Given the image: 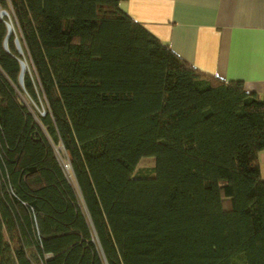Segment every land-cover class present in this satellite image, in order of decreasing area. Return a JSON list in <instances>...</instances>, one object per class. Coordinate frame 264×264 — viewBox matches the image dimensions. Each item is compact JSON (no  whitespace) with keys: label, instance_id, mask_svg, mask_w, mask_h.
I'll return each instance as SVG.
<instances>
[{"label":"trees","instance_id":"16d2710c","mask_svg":"<svg viewBox=\"0 0 264 264\" xmlns=\"http://www.w3.org/2000/svg\"><path fill=\"white\" fill-rule=\"evenodd\" d=\"M124 1L0 0V264H264V95Z\"/></svg>","mask_w":264,"mask_h":264},{"label":"crops","instance_id":"0c3cea01","mask_svg":"<svg viewBox=\"0 0 264 264\" xmlns=\"http://www.w3.org/2000/svg\"><path fill=\"white\" fill-rule=\"evenodd\" d=\"M122 7L199 71L264 95V0H125ZM258 161L264 178V149Z\"/></svg>","mask_w":264,"mask_h":264},{"label":"rangeland","instance_id":"374dc122","mask_svg":"<svg viewBox=\"0 0 264 264\" xmlns=\"http://www.w3.org/2000/svg\"><path fill=\"white\" fill-rule=\"evenodd\" d=\"M3 11H5V10H3ZM4 13H7V15H5L7 17L6 24L7 23L10 24V26H11L10 33H13L14 32L13 21H12V19H11V17H10V15H9L8 12L5 11ZM24 65H25V62H24ZM37 109L40 110V111H42L43 110V105L41 104V106L38 107ZM55 151H56V156H57L58 160L60 161L61 165L63 166L66 174L70 176L69 166H68V163H67V155H66V153L64 152V150L62 149V147L60 145H57L55 147ZM151 164H152V161L150 159H144L141 162L140 166H150Z\"/></svg>","mask_w":264,"mask_h":264},{"label":"water","instance_id":"95a60500","mask_svg":"<svg viewBox=\"0 0 264 264\" xmlns=\"http://www.w3.org/2000/svg\"><path fill=\"white\" fill-rule=\"evenodd\" d=\"M4 12H5V11L1 10V11H0V16H1L2 13H4ZM6 26H7V34H6V37H5V40H4V46H5V48H6V38H7V36H8L9 33H10L9 28H8V24H6ZM16 45H17V50L20 51L19 44L17 43ZM20 65H21V72H20V74H19V81L21 82L22 72H23V70H24V62H23V61H20Z\"/></svg>","mask_w":264,"mask_h":264},{"label":"bare ground","instance_id":"6f19581e","mask_svg":"<svg viewBox=\"0 0 264 264\" xmlns=\"http://www.w3.org/2000/svg\"><path fill=\"white\" fill-rule=\"evenodd\" d=\"M3 15H7V13H2V16ZM8 24V28H9V31L11 30V26H10V24L9 23H7Z\"/></svg>","mask_w":264,"mask_h":264}]
</instances>
